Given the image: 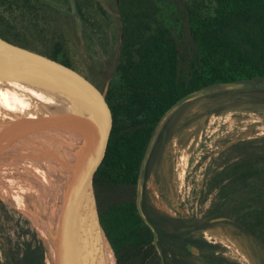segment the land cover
<instances>
[{"label":"rangeland","instance_id":"obj_1","mask_svg":"<svg viewBox=\"0 0 264 264\" xmlns=\"http://www.w3.org/2000/svg\"><path fill=\"white\" fill-rule=\"evenodd\" d=\"M11 17L34 21L55 52L91 72H100L105 63L115 62L119 39L115 0H31L14 4L0 0V22ZM1 41L7 62L42 51L31 27L11 28ZM47 87L58 116L65 124L77 127L85 113L72 95L56 84ZM26 88L33 94L34 87ZM198 100L222 117L211 149L215 151L217 145L220 152L197 162L156 163L151 173L147 167L145 175L137 179L114 188L104 187L114 191L132 186L139 215L147 226L158 220L173 227L175 231L168 233L184 232L194 240L213 244L216 248L208 255L222 258L224 264H264V230L257 223L259 185L250 181L247 188L234 190L227 179L242 155L235 146L250 143L248 152H258L264 142V94L232 98L202 93ZM28 109L25 104L15 108L16 112L0 107V264H16L14 259H20L28 245L39 256L40 264H116L100 232L104 208L98 214L92 207L91 194L104 195L106 201L107 190L85 178L93 175L84 152L64 141L61 129L54 140L62 145L61 150L34 135L35 124ZM174 115V133L171 139L165 137L158 142L159 146L176 147L193 127L184 109ZM167 123V119L160 121L157 132L168 131ZM149 143L153 145L154 141L150 139ZM48 194H53V209ZM52 212L68 223L58 232ZM96 215L100 221L95 240V226L87 231L83 223L87 219L92 227ZM156 243L159 245L158 239ZM202 263L211 264L207 259Z\"/></svg>","mask_w":264,"mask_h":264},{"label":"trees","instance_id":"obj_2","mask_svg":"<svg viewBox=\"0 0 264 264\" xmlns=\"http://www.w3.org/2000/svg\"><path fill=\"white\" fill-rule=\"evenodd\" d=\"M115 4L119 22L116 59L92 73L145 144L154 132L156 107L163 110L167 106L162 89L152 88L172 63L204 60L226 83L264 78V0H115ZM2 45L0 38V58L6 64ZM21 88L55 133L61 129L64 141L84 152L91 174L102 185L114 188L135 178L137 167L104 142L85 114L78 126L72 127L58 116L49 87L35 88L33 94L26 86ZM174 117L167 118L168 131L157 132V143L165 137L171 139ZM249 146H235L242 155L227 179L234 190L247 188L250 181L259 185L257 223L264 230V142L258 152H248ZM152 165L148 166L150 173ZM91 198L94 211L99 214L104 208L103 236L116 264H163L162 258L165 264H203V259L224 264L222 258L208 255L215 245L194 240L184 232L168 233L175 231L173 227L155 220L152 226L160 254L154 231L139 215L134 191L117 192L106 201L104 195L93 192ZM36 257L28 245L21 258L14 260L16 264H34Z\"/></svg>","mask_w":264,"mask_h":264},{"label":"water","instance_id":"obj_3","mask_svg":"<svg viewBox=\"0 0 264 264\" xmlns=\"http://www.w3.org/2000/svg\"><path fill=\"white\" fill-rule=\"evenodd\" d=\"M31 27L38 37L42 51H34L28 56H19L0 66V88L5 85H21L34 88L59 85L67 89L73 100L95 125L99 136L123 159L129 161L139 170L136 179L145 175L146 169L153 163H189L210 157L221 151L211 149L216 144L215 129L222 117L207 110L198 100L199 95L214 94L232 98H247L264 94V78L236 83H226L201 59L172 63L155 80L167 100L168 108L155 110V127L151 139L154 144H145L135 133L123 113L112 101L105 86L84 65L66 55L55 52L48 44L44 32L34 21L24 17H11L0 22V38L11 28ZM176 109H184L189 123L193 125L186 137L174 148L159 146L156 141L157 126L167 119ZM34 135L57 150L59 144L41 135L37 116H33ZM59 134V133H57ZM214 145V146H213ZM74 150H78L72 145ZM83 152V151H82ZM85 178L107 190L109 196L117 192L133 191L132 186L111 191L96 178ZM104 214L100 232L103 235ZM156 235L153 226H149ZM156 248L161 254L160 247ZM162 263L165 264L162 258ZM34 264H40L39 256Z\"/></svg>","mask_w":264,"mask_h":264},{"label":"bare ground","instance_id":"obj_4","mask_svg":"<svg viewBox=\"0 0 264 264\" xmlns=\"http://www.w3.org/2000/svg\"><path fill=\"white\" fill-rule=\"evenodd\" d=\"M2 65H5V64H4V62L0 58V66H2ZM24 104L29 107L28 112L32 116H34V115L37 116V122H38V126H39V129H40L41 135L44 136L45 138H48V139L54 141L55 140V136H56L55 131L44 120V118L38 112L37 108L34 106V104L32 103V101L30 100V98L27 96V94L21 88L20 85H5V86H3V87L0 88V107H4V108H6V110H9L10 112H16L15 108H18V106L24 105ZM177 110L178 109H176V111ZM174 112L172 114H174ZM14 145H16V144H14ZM3 147H4V145H3ZM60 147H62V145H60ZM15 150H17V149H15ZM64 158H66V157H63V156H59L58 157V159H64ZM69 158L72 159V156H69ZM24 162H26V161H24ZM24 170H26V169H24ZM4 195H5V192H4ZM48 196H49V200H50V203H51V206H52V209H53V202H54L53 201V199H54L53 194H48ZM71 212H72L71 214H72V216L74 218H76V217L78 218V214L76 212H74V211H71ZM93 216H94V214H93ZM51 217H52L53 226H54V228H55V230L57 232L60 229H63V227H66L68 225L67 221H64V220L60 219L59 217H57L56 215H54L53 212H52ZM98 223H99V219H98V217L96 215L94 217V224L92 225V227H91V224L89 225V221L87 219L85 220V222L83 223V225H84V227L86 228L87 231H89L90 228L92 230V228L95 226V232H96V227L98 228V226H97ZM94 234L96 236V238H95V240H96L98 238V231L96 233H94ZM109 249H110V247H109Z\"/></svg>","mask_w":264,"mask_h":264},{"label":"flooded vegetation","instance_id":"obj_5","mask_svg":"<svg viewBox=\"0 0 264 264\" xmlns=\"http://www.w3.org/2000/svg\"><path fill=\"white\" fill-rule=\"evenodd\" d=\"M155 164H156V163H153L152 167L155 166ZM152 169H153V168H152ZM29 234H30V232H29V233H26V236H28ZM17 235H19V236L21 237L20 232H17Z\"/></svg>","mask_w":264,"mask_h":264}]
</instances>
